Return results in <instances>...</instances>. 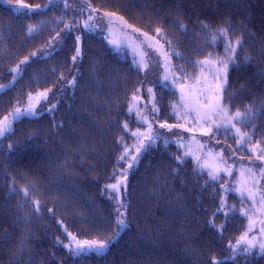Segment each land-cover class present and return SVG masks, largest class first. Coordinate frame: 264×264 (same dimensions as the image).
<instances>
[{
	"label": "trees",
	"instance_id": "16d2710c",
	"mask_svg": "<svg viewBox=\"0 0 264 264\" xmlns=\"http://www.w3.org/2000/svg\"><path fill=\"white\" fill-rule=\"evenodd\" d=\"M23 2L32 7L49 4V0ZM66 2L68 7L65 0H57L25 17L6 6L17 0H0V86H9L0 92V120L21 108L30 93L51 90L37 116L13 124L15 134L3 140L0 150V264H212L213 258H226L224 264H264L258 247L235 260L228 247L229 241L235 244L247 231L249 216L257 222L249 238L259 233V221L264 220V212L258 211L259 199L255 210L241 215V209H252L253 204L246 193L242 198L237 191L241 173L249 181L245 173L252 169L259 186L248 182L247 188L264 195V178L259 173L264 168L259 159L264 156V0ZM89 4L96 9L98 23H104L96 32L83 30ZM105 13H114L115 19H102ZM70 23L76 25L71 33L65 31ZM28 25H36L31 36ZM157 28L192 61L209 58V53L214 54L211 59L224 55L223 40L211 43L218 28H230L228 39L233 43L242 39L238 66H230L222 92L230 115L245 112L246 106L253 109L248 122L236 123L249 134L242 146L237 145L240 137L233 136L234 129L205 134L211 125L197 123L194 113L185 116V110L177 108L174 114L179 86L175 91L162 86L161 58L142 36L147 33L156 48L162 45L167 50L169 45L156 33ZM57 33L63 37V46L50 58L31 60L14 81L11 70L44 49ZM76 35L82 36L83 55L73 64ZM109 40L119 47L109 45ZM134 60L141 61L140 65ZM145 61L148 68L143 67ZM172 63L183 65L192 76L201 72L199 66L175 55ZM74 76V86L68 85ZM188 83L195 86L194 79ZM148 88L156 94V114ZM50 104L56 107L49 112ZM148 123L158 138L133 162L131 156L137 155L135 147L144 137L138 139L131 133H146ZM165 123L173 127L161 128ZM29 135L35 137L30 142ZM194 138L202 152L200 163L192 154ZM9 144L16 149L10 155ZM125 146L129 155L120 161ZM224 168H231V174ZM212 169H221L215 181L209 179ZM121 170H127L121 191L106 189L121 178ZM222 186L231 190L225 192ZM25 188L28 197L23 195ZM221 197L226 198V208L213 216ZM37 200L39 212L34 211ZM118 200L128 205L126 210L119 209L126 211L127 226L106 253L72 255L65 247L67 232L84 239H108L114 234ZM231 206L236 211L226 220L224 212ZM210 220L216 226L226 224L222 235Z\"/></svg>",
	"mask_w": 264,
	"mask_h": 264
},
{
	"label": "snow or ice",
	"instance_id": "6c2138e0",
	"mask_svg": "<svg viewBox=\"0 0 264 264\" xmlns=\"http://www.w3.org/2000/svg\"><path fill=\"white\" fill-rule=\"evenodd\" d=\"M57 0H49V4H46L44 6L36 5L35 7H32L26 3L23 2V0H17V3L15 5H6L7 8L14 14L18 16H31L35 13H37L41 7L48 8L49 5L55 4ZM65 7H68V4L65 0ZM89 9L91 11V14L89 15L88 19L83 21V30L84 32H91L94 31L98 26L95 24V18H96V9L91 8V5L89 4ZM83 11V10H82ZM102 19L113 21L115 19L114 13H105L101 17ZM119 21L126 25V22L123 21V17L118 18ZM80 23V22H77ZM127 28H131L130 25H126ZM181 30H185L184 25H179ZM202 27H207V25H202ZM76 28L75 24H67L65 26V31H68L71 33ZM28 34L31 36V34L36 31V25H28ZM135 33H139V29L133 30ZM156 33L161 36V38H164L166 42L168 43L169 47L167 50L163 48L161 45L159 48H156L155 45L151 43V41L154 38H149L147 33H142V36L144 38V41L149 48H153L161 58V67L163 68V81L162 86L169 88L172 91H175L177 88V85L179 86V93H180V100L179 103L173 105L174 108V114L175 109L177 108H183L185 110L184 115L187 116L189 114L194 113V119L199 124H210L211 127H209L205 134L212 133L215 131H220L221 129L225 131H230L234 129L233 136H239L240 139L237 141L238 146H242L243 140L248 137V133H243L239 128L236 127V123H246L248 122L252 115H253V109L250 106H246L245 112H240L237 110L233 114H229V109L222 104V92L224 90L225 85L228 83L227 77L229 73L230 66H238L237 65V56L238 52L237 49L239 47H242L243 41L240 38H237L235 43L231 42L228 39L229 32L232 31L230 28H218L216 30V33H214L211 37V43L215 45L219 40H223L224 44V55L222 57H217L216 59H211L214 54L209 53V58H206L204 60H198V61H192L189 57H186L183 55V53L176 50V48L171 44V41H167V38L164 36L162 30L160 28H157ZM234 34V33H233ZM57 42H60L59 45ZM74 43L76 45L75 47V55L71 57V61L73 64H75L78 60L82 58L83 50L81 47L82 43V36L76 35L74 37ZM109 45L114 47H119L117 45L115 40H109ZM158 44V41L156 42ZM63 46V37L60 33H57L55 37L52 38V40L49 41L48 45L42 49L39 53H32L31 57H25L23 61L15 69H12V72L17 73L18 76L22 75L23 68L25 65L31 62V60L40 58V59H47L50 58L57 50V47ZM147 55V54H145ZM175 55L178 59H184L188 63L195 64L201 68V72L197 76H192L189 73H186L184 71V67L181 64H173L172 63V56ZM143 59V58H142ZM245 63L248 62V58L246 57L244 60ZM141 61L134 60V64L139 66ZM148 63L145 61L143 62V67L148 68ZM205 69H207V72H205ZM54 70V69H53ZM211 77V79H209ZM17 77H14V81ZM189 79L195 80V86L188 83ZM76 77H73V80L68 81V85L74 86ZM170 81V85L164 82ZM9 86L4 85L0 86V92L7 89ZM49 92L51 90L49 89L46 92L40 93L39 98L40 100L47 101V97ZM137 92H139V89H137ZM147 92L150 94L151 101H153V107L152 112L154 114L159 112V108L156 107L154 101H155V93H153V90L151 88L147 89ZM32 94H29V99L31 100ZM133 101L137 100V97L133 95L132 97ZM56 107L55 104H50L47 111H52ZM133 106H130L129 112L132 111ZM38 111L36 110L35 105L32 103H28L26 107L21 109L20 107H16L13 109V111L9 114V116L4 117L3 121H0V150L3 149V140L7 138V136L15 134V129L13 128L14 123H19L24 118H29L32 116H37ZM144 121L147 120L146 117H142ZM178 127H183V125H177ZM125 129L128 128V124L125 123L123 125ZM161 128L168 127L171 129L173 127L172 125L161 124ZM148 129L149 131L147 133H140L139 131L132 132L131 135L136 138L144 137V139H139L138 146L135 147V152L137 155L131 156V160L133 162L138 160L139 154L143 150H147L153 142L154 139H157L158 137H154L152 134V124L148 123ZM35 137L32 135H29L26 139L27 141L33 140ZM167 141H165V144ZM8 153L7 154H13L15 152V148L12 144H9L8 146ZM203 147V145H201ZM0 154H3L0 152ZM129 155V148L125 146L124 152L118 157V160L124 161L128 158ZM185 155H188V153H185ZM223 159L222 153L218 154ZM178 160H182V157H177ZM199 159V158H198ZM260 160L264 161V156L259 157ZM133 165L132 163H129V168H131ZM224 172H227L231 174V168H224L222 169ZM221 169H212L209 171V179L212 181H215L219 178V172ZM248 173L251 174V183L253 185L259 186V179L256 178L255 173L252 169L247 170ZM260 177L264 178V168L259 169ZM241 176H244V173H241ZM126 178H127V170H121V178L117 179L116 183L106 185V189H111L113 191H118L121 186H124L126 184ZM248 180H243L242 185L240 188L237 189V191L240 193L241 197L244 198L246 193V198L250 200L253 204L252 209H241L240 213L241 215L247 216L249 211H253L255 202L257 199H259L262 207L258 211L264 212V195H260L259 192H253L249 188L246 187L248 184ZM11 191H15V188L10 189ZM222 190L225 192L230 191V188H226L222 186ZM23 195L25 197H28L30 195L29 189L25 188L23 190ZM35 204L34 211L39 212V209L41 207L40 201H33ZM128 205L124 203L123 201H117V213H116V231L112 236H110L108 239H84L80 240L71 232H67V229L65 231L67 232V236L69 238V243L65 245V247L69 250V252L74 256H81L85 253H96L101 254L109 247L111 242L115 240L119 235L120 232L127 226V218H126V211L121 212L119 211L120 208L127 209ZM226 208V198L221 197V203L219 208H217L216 212L213 213V216H216L217 213L222 212ZM51 211V210H49ZM236 211L235 206H231L227 209V211L224 212V215L226 217V220L229 216H231ZM256 221L249 216V224L247 231L242 234L239 239H237L235 244H232L231 241H229L228 247L232 249L233 252V260L237 258L239 255H246L250 252H252L255 248H259L261 253H264V220L259 221L261 227L259 228V233L252 235L249 238V233L252 232L256 226ZM209 224H211L213 227H217L220 231V234L222 235V230L226 227V224H221L219 226H216L214 224V221L210 220ZM59 241V238H57ZM226 258H221L220 260H216L213 258L212 264H224V260Z\"/></svg>",
	"mask_w": 264,
	"mask_h": 264
},
{
	"label": "rangeland",
	"instance_id": "374dc122",
	"mask_svg": "<svg viewBox=\"0 0 264 264\" xmlns=\"http://www.w3.org/2000/svg\"><path fill=\"white\" fill-rule=\"evenodd\" d=\"M90 14H91V12L88 11V12L86 13V16L84 17L83 21L87 20ZM95 24H96L98 27H97L94 31H91V32H96L98 29H101V28H103V26H104L103 21H102V24H103V25H102V24H99V23H98V20H97L96 18H95ZM121 36H124V34L121 33ZM15 68H16V67H15ZM15 68H14V69H15ZM14 77H17V73H15V72H13V78H14ZM13 80H14V79H13ZM13 80H12V81H13ZM46 91H48V90H47V89H40V90H38V91H36V92L31 93V94H32V98H31V100L29 99V95H28L27 98H26V101H25L24 105L21 107V109H23L24 107H26L28 103H32L33 105H35L36 110L38 111L39 106H40L43 102H45V101H43V100H40L38 94L43 93V92H46ZM223 98H224V97H223ZM48 99H49V94H48L47 100H48ZM222 104H224V100L222 101ZM38 113H39V112H38ZM7 116H9V114L5 115L4 117H7ZM4 117H3L0 121H3V120H4ZM148 131H149V129L146 130V133H147ZM193 141H195V142H194V152H192V154L194 155L195 161H196L197 163H200V160H199V159H200V154H201L202 152H201V149H200V148H196V141H197V139L194 138ZM198 158H199V159H198ZM245 174H248L247 177H248V179H249V182H251V174L248 173V172H246ZM244 176H245V177H244ZM244 176L242 177L241 181L245 180L246 175H244ZM241 185H242V182H241ZM248 186H249V183L246 185V187H248ZM120 191H121V187L119 188L118 192H120ZM71 233H72V232H71ZM73 234H74L75 236H77L75 233H73ZM77 238L80 239V240H84V238H79L78 236H77ZM68 243H69V238H68L67 244H68ZM67 244H66V245H67ZM107 249H108V248H107ZM107 249H105V251H104L103 253H101V254L106 253ZM250 253H251V252H250ZM85 254H91V253H85ZM92 254H95V253H92Z\"/></svg>",
	"mask_w": 264,
	"mask_h": 264
}]
</instances>
